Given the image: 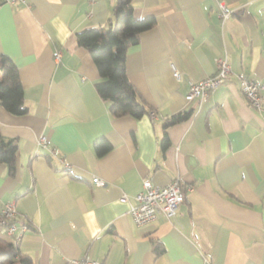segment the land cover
<instances>
[{"label":"crops","instance_id":"0c3cea01","mask_svg":"<svg viewBox=\"0 0 264 264\" xmlns=\"http://www.w3.org/2000/svg\"><path fill=\"white\" fill-rule=\"evenodd\" d=\"M218 1L232 11L224 21ZM115 4L0 0V55L17 67L26 108L12 115L0 105V133L18 147L13 174L0 163V209L13 202L15 232L25 226L20 251L32 264H264V110L239 84H264V0H132L136 18L155 20L126 53L128 79L154 112L139 118L112 116L76 42L82 29L107 27ZM223 56L230 78L188 99ZM99 139L110 147L101 156ZM176 178L184 199L174 216L135 224L129 207L142 180Z\"/></svg>","mask_w":264,"mask_h":264},{"label":"trees","instance_id":"16d2710c","mask_svg":"<svg viewBox=\"0 0 264 264\" xmlns=\"http://www.w3.org/2000/svg\"><path fill=\"white\" fill-rule=\"evenodd\" d=\"M154 22L153 17L136 18L132 0H116L113 21L107 27L85 28L76 33L77 45L88 50L98 69L96 91L102 99L109 102V111L114 117L139 118L149 112L148 104L128 79L125 60L128 49L138 43L140 33L152 28ZM0 105L12 115L26 112L17 67L4 55H0ZM188 114L189 112H182L172 115L166 120L165 126L186 118ZM166 143L167 137L164 134L162 145ZM94 148L97 155L101 156L110 147L108 142L99 139ZM17 152V144L0 133V163L8 166L10 174L16 169ZM11 222H14L13 219ZM0 264L32 263L6 236V240L0 239Z\"/></svg>","mask_w":264,"mask_h":264},{"label":"built area","instance_id":"2783aa9c","mask_svg":"<svg viewBox=\"0 0 264 264\" xmlns=\"http://www.w3.org/2000/svg\"><path fill=\"white\" fill-rule=\"evenodd\" d=\"M6 2H13L16 0H4ZM24 2V0H18ZM218 15L224 21L228 18L232 11L226 6L224 2H217ZM61 53L58 50L53 52L55 62L60 60ZM215 63L217 70L212 76H208L197 83H191L187 94L188 99L202 98L204 95L215 88L220 83L228 80L231 76V68L226 56L216 57ZM178 75V74H177ZM240 90L246 98L248 104L256 110H264V100L260 92L264 89V84H260L253 79L242 76L239 78ZM150 116H154V112H149ZM38 148L47 149L46 139L41 136L37 141ZM49 150V149H48ZM52 155L57 152L49 150ZM92 181L97 185H104V182L97 177L92 178ZM125 195L122 199H125ZM135 203L129 207V213L135 224L142 225L144 223L154 220L158 213L166 217L174 216L178 205L184 199V194L181 190L180 181L178 178L172 180L164 186L153 184L149 179L142 180L141 190L133 197ZM15 214L13 202H7L0 209V233L7 236L14 245L18 246V241L21 232L25 230V226L21 227V231L16 233V225L14 222L10 223ZM69 264H101L99 261L81 257L71 258ZM205 264H209L205 260Z\"/></svg>","mask_w":264,"mask_h":264}]
</instances>
